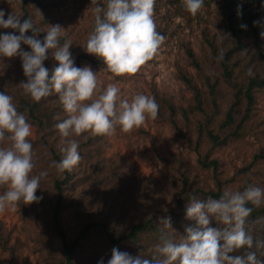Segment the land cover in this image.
I'll list each match as a JSON object with an SVG mask.
<instances>
[{
  "label": "rangeland",
  "instance_id": "1",
  "mask_svg": "<svg viewBox=\"0 0 264 264\" xmlns=\"http://www.w3.org/2000/svg\"><path fill=\"white\" fill-rule=\"evenodd\" d=\"M34 1V0H33ZM26 10L35 26L41 29L43 39L47 25L59 24L64 32L59 42H70V52L79 67L90 66L97 74L96 96L109 84L119 88L120 99H131L136 94L155 98L158 104L156 119H148L139 128L124 133L119 126L110 135L91 132L72 137L79 143L81 160L71 171L69 182L61 185L62 194L55 190L64 174L52 166L51 151L62 158L65 146L55 124L67 118L58 94L42 98L40 109L51 112L49 125L40 128L28 116L27 105L34 101L18 87L26 81L19 57L0 58V92L13 97L17 111L27 117L32 126L28 137L33 145L34 169L32 175L47 172L41 178L36 195L38 203L19 204L15 212L0 213V264H64V252L54 228V207L59 205L58 221L67 242L78 237L87 223L101 222L115 235L127 233L136 223L152 218L157 227L159 219L171 217L172 230L168 238L179 240L187 226L195 221L186 219V206L193 197L205 199L203 192H223L226 188L243 191L248 186L264 189V89L254 93L250 119L243 124L237 137H230L225 146L214 147L204 131H214L225 137L234 132L236 123L244 114V102L238 107L236 123L221 128L224 114L233 102L234 90L222 77L219 66L221 53L233 51L236 42L227 30L233 15L242 11V0H204V6L195 15L185 10L183 0H155L153 19L156 30L165 37L154 57L131 76H113L106 68L95 65L98 60L83 49L94 27L91 0H36ZM107 0H100L106 5ZM0 9L21 16L24 10L20 0H0ZM39 10L42 13L40 17ZM239 16V15H238ZM7 16H5V19ZM256 24L260 48L264 53V19ZM0 28V34L12 32ZM19 34L18 32L16 33ZM25 35H32L31 31ZM243 50H235L230 59L233 82L245 85L248 76L262 77L264 64L257 55V44L250 31L242 38ZM30 51L26 45H21ZM44 66L51 72L58 66L51 50ZM111 77V78H110ZM197 88L203 98V113L194 111L192 89L184 79ZM207 83H215L218 115H214ZM94 96L93 98H96ZM193 109V111H192ZM203 133L200 134V131ZM202 135V136H201ZM201 136V137H200ZM4 146V145H0ZM218 162L217 172L204 169L199 161L205 155ZM191 198L178 206L177 199L183 188ZM5 189L0 187V194ZM184 194V195H185ZM264 206L261 204L259 207ZM217 227L215 221L211 224ZM161 243L154 236L143 242L145 249L154 254ZM113 248L134 255L135 247L109 246L103 233L92 229L87 238L78 243L73 255L74 264H107ZM137 255V254H136Z\"/></svg>",
  "mask_w": 264,
  "mask_h": 264
},
{
  "label": "clouds",
  "instance_id": "2",
  "mask_svg": "<svg viewBox=\"0 0 264 264\" xmlns=\"http://www.w3.org/2000/svg\"><path fill=\"white\" fill-rule=\"evenodd\" d=\"M183 3L193 16L204 6V0H183ZM154 5L155 0H107L102 6L100 0H91L94 27L83 49L102 61L113 76L136 74L154 57L165 39L156 30ZM237 13L240 15L239 7ZM259 23L256 21L254 25ZM0 28L13 30L0 34V58H20L26 77L18 86L23 94L39 102L55 92L67 114L66 119L54 125L65 144L62 159L52 165L58 174L71 171L81 160L79 143L72 137L86 132L110 135L117 126L129 133L146 120L156 119L158 104L146 94L120 99L119 88L109 84L96 96L97 74L90 66H75L69 50L71 43L59 42L64 32L61 25H47L41 40L38 38L41 29L31 18L22 20L21 16L0 9ZM29 31L32 35H25ZM260 36L264 39V31ZM49 50L58 64L51 72L44 66ZM31 134L32 126L26 115L17 111L13 97L0 92V145H4L0 146V187L5 189L0 194V213L15 212L21 202L30 205L42 199L36 193L41 178L48 173L32 175L35 165L33 145L28 140ZM249 204L254 207L264 204V189L226 188L219 198L193 197L186 206V219L195 221V225L187 226L186 234L179 240L162 236L150 258L113 248L107 264H264L252 251L254 247L264 248V241H254L246 231V220L253 211ZM213 221L219 226L212 227ZM159 225L173 231L170 216L160 218ZM99 264H104L103 259Z\"/></svg>",
  "mask_w": 264,
  "mask_h": 264
},
{
  "label": "trees",
  "instance_id": "3",
  "mask_svg": "<svg viewBox=\"0 0 264 264\" xmlns=\"http://www.w3.org/2000/svg\"><path fill=\"white\" fill-rule=\"evenodd\" d=\"M33 0H20L21 6L24 10L23 13V19L29 18V14L26 10V7L28 6V3ZM33 2H37L34 0ZM243 6L242 11H244L243 14L233 15V19H231L228 23L227 30H229V33L233 37V39L236 42V48L232 51H227L225 53L220 54L219 58V66L222 70V77L227 85H229L232 90H234L233 93V102L230 104L228 110L224 114V120L221 122L220 127L221 128H228L236 123V116L238 114V107L241 102H244V114L240 117L239 121L236 123V127L234 132L229 133V135H226L225 137H220L217 133H214L212 130H208V127L204 131V134L206 138L209 140L212 146L214 147H222L225 146L228 142L230 137H237L239 135V130L242 128L243 124L250 119V111L252 109V106L254 104V93L257 90L264 89V71L262 77H247V81L245 85H237L233 82V72L230 67V59L232 58V54H234L235 50H243L244 45L242 43V38L246 34V31H250L253 35V39L257 44V55L262 60L264 64V53L262 49L260 48V42H259V33L256 28V25H254V22L257 20H263L264 19V0H242ZM241 25H246V28H242ZM40 36H42V33H39ZM97 64V65H96ZM79 62L76 64V67H78ZM95 65L99 68H106V66L103 64L102 61L99 59L95 61ZM185 83L192 89L194 93V99H195V107L194 111L198 113H203V98L200 93V91L193 87L189 80L186 78L184 79ZM215 83H207V89L208 94L211 98V106L214 115H218V103L216 101L217 96V89H216ZM27 112L29 119L32 123L37 124L40 128H44V122L45 126L49 125V120L51 116V112L48 109L42 110L40 109V103L39 102H33L32 104L27 105ZM193 111V109H192ZM203 133L202 129L200 131V134ZM202 136V135H201ZM200 136V137H201ZM52 158L55 162H59L62 158L51 151ZM209 155L206 154L205 157L199 161V164L204 169H212V171L215 173L218 169V162L216 160H209ZM64 179L60 183L59 181L55 182V190L58 195L62 194V188L61 185L66 184L70 180L69 173L65 171L64 173ZM188 185V180L185 179L183 181V188L179 193V197L177 199L178 206L182 207V203L188 201L191 198V194H185L186 188ZM197 194H202L207 197L211 196L213 198H219L223 192L218 190L217 192H203V191H197ZM185 194V195H184ZM59 205L60 203H57L54 207L53 217H54V228L56 230L57 236L60 238L63 252H64V264H74L73 263V255L76 250V247L78 246V243L82 240H85L87 238L88 232H90L92 229H97L103 233V235L106 238V241L109 246L112 247H122V246H132L135 247L133 256L142 255L146 258H150L153 254L151 252H148V248H151L148 246L146 249L143 246V242L150 238L151 236H154L155 239L161 240V237L166 235L168 238V234L166 233V229L159 228L155 225L154 219L149 218L145 220L144 222L136 223L130 227V229L127 231V233L119 236H115L106 226L104 223L101 222H90L87 223L78 237L74 239L71 242H67L66 236L64 232L61 229V226L58 221V213H59ZM249 207L253 208L252 213L246 220V231L250 233L254 241H264V206L262 207H254L251 204L248 205ZM243 251V250H242ZM252 251H256L258 259L264 260V248H256L254 247ZM239 254V253H237Z\"/></svg>",
  "mask_w": 264,
  "mask_h": 264
}]
</instances>
